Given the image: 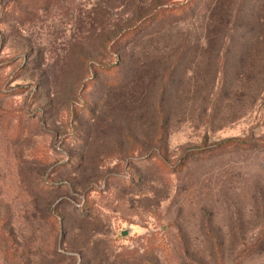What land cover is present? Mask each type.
Segmentation results:
<instances>
[{"label":"rangeland","instance_id":"obj_1","mask_svg":"<svg viewBox=\"0 0 264 264\" xmlns=\"http://www.w3.org/2000/svg\"><path fill=\"white\" fill-rule=\"evenodd\" d=\"M182 1L0 0V264H264V0L110 44Z\"/></svg>","mask_w":264,"mask_h":264},{"label":"trees","instance_id":"obj_2","mask_svg":"<svg viewBox=\"0 0 264 264\" xmlns=\"http://www.w3.org/2000/svg\"><path fill=\"white\" fill-rule=\"evenodd\" d=\"M194 0H184L180 3L173 4L170 6H158L154 8L152 11L145 14L143 17H141L138 22L130 27H127L123 29L117 36H115L113 39H111L110 44L115 45L117 43H124L128 42L130 40H133L138 33L143 31L150 23L160 20L163 16L167 14H181L185 11V9L189 8L193 4ZM113 68L109 66H104V72L112 73ZM115 82H112L111 84H114ZM231 142H238V140L234 138H224L220 140L218 143H216L214 146L220 147L227 144H230ZM183 163V158L180 160V162L177 163V167L181 166ZM264 242V235H257L255 239L245 244L243 247L246 250H255L259 247L260 243Z\"/></svg>","mask_w":264,"mask_h":264}]
</instances>
